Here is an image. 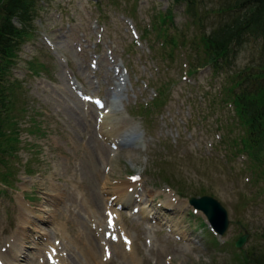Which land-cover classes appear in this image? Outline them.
<instances>
[{"label":"rangeland","instance_id":"rangeland-1","mask_svg":"<svg viewBox=\"0 0 264 264\" xmlns=\"http://www.w3.org/2000/svg\"><path fill=\"white\" fill-rule=\"evenodd\" d=\"M43 2L9 71L18 84L9 91L12 108L3 114L0 139L15 145L7 159L17 174L12 189L0 186V243L7 236L1 228L13 233L28 215L22 240L28 259L39 244L61 243L60 233L66 264H243L242 252L262 253L264 153L257 159L245 152V127L224 102L222 86L264 57L249 39L219 69L185 77L192 53L202 56L199 37L208 40L236 17L235 0H201L189 10L173 0ZM256 97L264 102V92ZM109 125L119 127L116 139L126 136L127 146L111 148ZM232 145L242 152L231 153ZM130 182V203H119L127 207L112 205L128 242L103 259L92 224L103 225L107 198ZM199 188L227 210L226 235L211 232L217 242L187 203ZM38 231L44 235L35 242ZM244 231L246 243L233 250Z\"/></svg>","mask_w":264,"mask_h":264},{"label":"trees","instance_id":"trees-1","mask_svg":"<svg viewBox=\"0 0 264 264\" xmlns=\"http://www.w3.org/2000/svg\"><path fill=\"white\" fill-rule=\"evenodd\" d=\"M41 1L44 0H0V128L2 129L3 114L10 112L12 107H7V104L10 102L8 105L10 106L13 99L9 95L13 82L6 77L9 76L10 67L17 58L16 52L30 28L29 23ZM173 1H183L192 8L198 0ZM199 3L201 4V0ZM234 8L236 17L229 27L214 32L208 40L204 37L199 38L206 49L204 61L208 64L222 65L227 56L247 37L254 41L258 40L259 52L264 54V0H235ZM169 11L166 16L169 15ZM16 23H19V26H16ZM231 82L229 87H222L223 99L233 106L238 124L245 127L240 138L247 147L248 151L245 152L250 154L252 151L251 155L259 159L257 153L260 151L264 153V102H261L256 94L264 92V60L256 66L248 65L244 70L234 73ZM14 149L15 145L7 146L0 139V164L5 162L7 154ZM2 179L6 178L2 176ZM196 194L208 193L203 188H199ZM242 253L243 264H257L256 261L251 260L252 258L264 264V249L262 253H251V251ZM235 257L233 261H236Z\"/></svg>","mask_w":264,"mask_h":264},{"label":"water","instance_id":"water-1","mask_svg":"<svg viewBox=\"0 0 264 264\" xmlns=\"http://www.w3.org/2000/svg\"><path fill=\"white\" fill-rule=\"evenodd\" d=\"M190 205L199 209L208 219L211 227L219 234H223L228 227V218L226 210L221 204L212 197L202 196L199 198H190ZM248 234H244L235 242V248L240 249L246 242Z\"/></svg>","mask_w":264,"mask_h":264},{"label":"bare ground","instance_id":"bare-ground-1","mask_svg":"<svg viewBox=\"0 0 264 264\" xmlns=\"http://www.w3.org/2000/svg\"><path fill=\"white\" fill-rule=\"evenodd\" d=\"M66 76V75H65ZM64 81V80H63ZM66 90V89H65ZM68 93V92H67ZM115 116V115H114ZM112 118V117H111ZM106 121V120H105ZM120 121V120H119ZM107 125H108V122L106 123ZM102 125H103V122H102ZM118 125V124H117ZM110 127L112 126V125H109ZM109 126H106V127H109ZM119 126V125H118ZM112 128V132H111V130H108L106 133L110 136V138H112V141L113 142H115V137L118 135V131H120V129H119V127H118V129L115 127V125L114 126H112L111 127ZM121 128H122V126H121ZM124 128V127H123ZM107 129V128H106ZM122 134V133H121ZM107 135V136H108ZM119 137V136H118ZM128 187H134L133 185H131V184H125V186H122V188L121 187H117L116 189H115V191H114V193H113V195L115 196L114 197V199H113V201H114V203H122L123 201H127V200H129L130 199V197L131 196H133V190L132 191H130V192H128ZM108 199V198H107ZM173 201V200H172ZM130 203V202H129ZM170 203L171 204H173L171 201H170ZM142 211V212H141ZM141 215H143V216H145V215H147V211H145L144 209L142 210H140V212H139ZM63 232H65V231H63ZM16 237V235H13L12 237H11V239H14ZM102 240H103V234H102ZM9 241V240H8ZM7 241V242H8ZM75 241V240H74ZM17 243H18V241L17 240H15V244L13 245V246H11L10 247V252L9 253H6V251L3 253V252H1V250H0V258H2V259H6L7 257H10V256H12V257H14L15 259H16V261H20V256H21V253H22V251L20 250V249H17L16 248V245H17ZM4 244H7V243H4ZM78 246H79V244H77ZM4 246V245H3ZM3 246H1V247H3ZM80 247V246H79ZM73 249V248H72ZM94 252V251H93ZM92 253V252H91ZM122 253V252H121ZM121 253H118V255H121ZM123 253H125V252H123ZM15 254H17L16 256H15ZM91 255V254H90ZM94 255V254H93ZM93 255H91V256H93ZM125 257V256H124ZM93 258V257H92Z\"/></svg>","mask_w":264,"mask_h":264},{"label":"snow or ice","instance_id":"snow-or-ice-1","mask_svg":"<svg viewBox=\"0 0 264 264\" xmlns=\"http://www.w3.org/2000/svg\"><path fill=\"white\" fill-rule=\"evenodd\" d=\"M133 179H139V177H134Z\"/></svg>","mask_w":264,"mask_h":264}]
</instances>
